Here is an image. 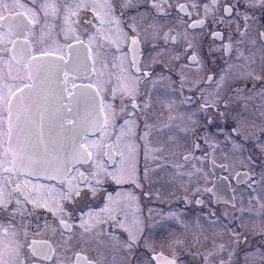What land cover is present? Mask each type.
I'll use <instances>...</instances> for the list:
<instances>
[{"label": "snow or ice", "instance_id": "1", "mask_svg": "<svg viewBox=\"0 0 264 264\" xmlns=\"http://www.w3.org/2000/svg\"><path fill=\"white\" fill-rule=\"evenodd\" d=\"M241 2H177L175 11L186 25L177 31L164 30L155 22L141 27L149 17L154 21L157 15H168L172 0H0V264H32L37 259L48 264H106L102 246L120 253L119 264H182L181 254L194 245L174 238L158 250L144 235L139 216L129 225V212L139 211V196L123 186L143 191L147 184L149 190L143 195L160 198L159 190L151 191L157 169L165 174L173 169V181L185 175L203 176V168L196 163L188 172L182 169L190 162L210 159L208 153L203 157L194 153L202 143L215 147V135L209 129L215 125L223 133L221 121L225 126L231 122L226 139L235 137L234 148L242 150V141L264 137V0H243V11ZM142 4L147 5L143 12ZM130 9L135 14L126 20ZM193 13L200 18L192 20ZM197 30L210 38L207 58L198 54ZM142 35L162 41L160 47L153 45L156 55H149L147 62L141 59ZM181 41L186 44L183 52L173 51ZM218 54L227 57L223 68L209 70L204 78L212 91L200 87L197 97L184 96L185 83L192 91L196 81H189L183 68L204 71L208 60L215 63ZM182 57L177 89L164 73L172 71L170 65ZM156 65L161 71L153 79ZM85 79L88 83H78ZM165 81L173 93L184 96L181 104L196 106L195 111L181 115V124L161 120L163 111L154 115L148 86L156 88ZM158 102L161 109L169 110L167 121L175 120L174 102ZM139 120H143V131L135 139L145 142L142 174L132 139L133 130L141 127ZM174 128L185 133V139L196 137L186 155L177 151L186 144H181ZM152 136L158 138L155 145ZM257 146L264 154V145ZM149 156L154 167L148 163ZM248 160L253 162L251 156ZM33 177L56 183H34ZM236 177H244L241 182H247L253 193L255 185L264 184V173L256 177L237 172ZM113 184L121 190L108 191L106 185ZM211 191L194 189L197 195ZM93 201L102 206L94 208ZM258 206L264 235V203L258 201ZM116 228L127 234L125 239L113 231ZM249 228L255 231L256 224L241 223L242 230ZM30 231L50 234V240L30 239ZM241 234L228 229L234 245ZM199 243L197 239L195 244ZM213 243L214 250L207 255L187 254L200 255L202 264H208L216 248L226 249L223 243ZM141 248L144 254L138 251ZM231 256L230 251L229 261ZM245 260L247 264L248 257ZM112 261H117L115 255Z\"/></svg>", "mask_w": 264, "mask_h": 264}, {"label": "flooded vegetation", "instance_id": "2", "mask_svg": "<svg viewBox=\"0 0 264 264\" xmlns=\"http://www.w3.org/2000/svg\"><path fill=\"white\" fill-rule=\"evenodd\" d=\"M177 2L184 3L186 0H172L173 8L167 10L169 13L168 15H157L154 21L151 17H149L148 20L141 25V27H145L147 23L155 22L164 30H167L168 28H176L177 31H183L186 25L180 23L182 14H178L175 11V4ZM117 3H119V0H117ZM145 8H147V5L142 4L140 11L143 12ZM240 10H244L243 0L241 2ZM135 11V9L127 10L125 12V19L127 20L130 15H134ZM256 15L257 17L260 16L259 10H257ZM199 18L200 17L196 16L195 13H193L191 17L192 20H197ZM183 19L187 20L188 18L183 17ZM137 22H140L139 17H137ZM241 28H243V24H241ZM194 34L197 36V39L200 42L198 53L199 56L202 58H207L206 54L208 52L210 38L206 34L201 36L199 30H197ZM141 39L143 51V56L141 59L147 62L149 55H156V53L153 51V45L155 44L157 47H160L162 45V41L153 40L151 37L145 38L143 35ZM185 46V42L181 41L179 47L173 49V51L183 52ZM212 46L217 47L218 42ZM226 58L227 57H223L218 54L215 58V63H212L211 60H208L207 67L204 71H198L193 66L184 67L183 71L187 79L189 81H196V85L192 91L188 90V85L185 83L184 96L191 95L193 97H197L199 93L196 91V88L200 87L206 88L207 91H212V88H207L205 85L204 78L209 74V70L212 72H218V70L222 69L223 61ZM183 63L184 59L182 57L180 62L170 65V68L173 69L172 71L166 70L164 73L165 75H170L171 79L176 82L174 87L177 89H179L181 83L179 68ZM154 70L157 73V77H153V79H157L161 71V66L156 65ZM78 83H88V81L85 79L83 81H78ZM167 84L168 82L165 81L159 83L156 88H151V85L148 86L152 91L154 115L163 111V116L160 117L161 120L173 125H178L181 124V115H187L191 111H195L196 106L181 104V100H183L184 96H182L179 91L173 93ZM162 100L173 101L176 105V107L171 111V115L176 117L175 120L167 121L169 110L167 108L161 109V105L158 101ZM256 103L259 105L260 102L257 101ZM129 111H131V109H129ZM198 118L201 120L203 119L199 116V114ZM121 122L122 121H118V123ZM138 122L141 127L133 130L132 139L137 150V166L139 172L142 174L143 168L145 167V142L143 140L135 139V137L139 136L143 131V120H139ZM152 122L153 120L149 119V123L151 124ZM257 122H259L258 118ZM219 123L225 127L223 133L218 132L215 125L211 126L209 129L215 135V140L217 141L215 147L210 148L209 145L202 143L201 148L196 150L194 153V155L198 157H203L206 153H208L210 159L205 161L190 162L182 169L184 172L192 170V163H196L198 166H201L203 168L204 174L206 175V180L203 186L198 185V183L202 180V177L189 178L187 175H185L173 181V169L171 168L168 169L167 174L160 171L159 169L156 170L159 174L154 177L155 183L151 186V191L156 192L159 190L160 198L155 195L151 197L143 195V191L149 190V186L147 184H145L143 191L140 189H135L132 185L126 184L123 186L124 189L133 190L139 196V211H136L135 208H133L129 212L128 223L130 225L131 222L137 216H139L143 221L141 227L143 228L144 235L151 238L158 250H160L161 245H166L169 240L174 238L186 240L190 245H194L190 248H186L181 254L180 259L184 264H202V256H193L187 254L189 251H191L192 253H202L205 255L204 249H201L202 245L200 246L195 244V239L199 237L198 235H201L199 231L201 233H205L202 237L204 239L202 244H206L210 247V249H207L206 255L209 251L214 250L213 242H215V245H219L221 243L226 245V249L223 252H220L218 248L215 249V254L209 256L208 258V264H219L221 260H224L226 264H245L246 257H248L247 264H264V259H261V254H264V235L260 234L259 229V223L261 219L259 213L262 210L256 204L258 201L261 203V201L264 200V184L258 183L255 185L254 187L256 188V191L253 193L252 189L248 187L247 182H241L244 177H236L237 172L254 174L256 177L264 173V154L261 153L260 147L257 146L264 145V137L258 141L247 140L241 142L243 143L242 150H244L247 158L243 151H241L247 160V164L244 163L243 165L235 167L236 164H233L224 158L226 154H219L217 151L222 147L240 150L233 147V144L237 143L235 141V137H233L232 140L226 139V137H228L230 134L228 129L232 126L231 122H229L226 126L222 121ZM173 132L181 141V144H186L185 147H181L177 149V151L180 153V155H186L192 150L191 140L195 139L196 137L187 135L185 139L186 134L180 132L178 128H174ZM200 135H204V133L200 132ZM257 135H259L258 132ZM150 140L152 141L153 145L158 143V138L155 136L150 137ZM249 156H251L253 162H249ZM213 160L215 161L214 164L212 163ZM148 163L150 167H154L151 156L148 158ZM181 163L183 162L181 161ZM32 179L34 183H56L55 181L46 180L42 177H33ZM193 185H195L196 188H209L212 189V191L202 192L201 194L197 195L193 191ZM106 187L108 188V191L121 190L114 184L110 186L106 185ZM237 187L242 188L244 192L239 191ZM185 197H187V199H185ZM197 199L202 200L203 203L197 204ZM254 205L255 207H253ZM92 206L94 208H98L102 206V202L93 201ZM241 208L245 209L246 211L241 213L239 211ZM250 208H252V211H247ZM149 209L152 210L151 214L149 213ZM169 213H173L174 215L170 216ZM212 213H215V216H212ZM16 219L19 220V217H16ZM241 223L249 225H252L253 223L256 224L255 231H253L251 228L248 230H242ZM191 225L194 226L195 230L192 231L189 229ZM228 229L242 232L238 245L232 244L228 235ZM113 231H115V233L120 236L121 240L126 238L127 234L121 229L116 228ZM29 238L36 239L38 241L50 240V234H45L42 232L40 235H32L30 231ZM50 242H52L54 245L58 244V240H52ZM105 243H108L107 238L105 239ZM101 250L104 251L105 255L108 257L106 264H113V255L117 257L115 264H119V252L105 250L103 246L101 247ZM163 250H165L167 254V249L165 248ZM138 251L141 254H144L143 248L139 249ZM230 251L232 252V256L231 260L229 261ZM32 264H48V262L37 259L34 260Z\"/></svg>", "mask_w": 264, "mask_h": 264}, {"label": "rangeland", "instance_id": "3", "mask_svg": "<svg viewBox=\"0 0 264 264\" xmlns=\"http://www.w3.org/2000/svg\"><path fill=\"white\" fill-rule=\"evenodd\" d=\"M216 143H217V141L215 140V144ZM217 151H218L219 154H226V156H224V158L227 159L229 162H232L233 164H236L235 167H237L239 165H243L244 163L247 164V160H246L247 156H246L244 150H242V151H243L244 155L246 156V158L243 156V153H242L241 150H233L231 148L222 147V148L218 149ZM143 171H144V168H143ZM201 177H202V180L198 183L199 186H203V184H204V182L206 180V175L205 174H203V176H201ZM195 188H196V186L193 185V191H194ZM237 189H239V191H241V192H244V190L242 188H238L237 187ZM261 203H264V200L261 201ZM256 204L258 206V202ZM189 229H191L192 231L195 230L193 225H191V227ZM203 231H204V229H203ZM199 233L201 235H198L199 237L196 238L195 241L197 239H199L200 243L197 244V245H200V246L202 245L201 249H204V252H205V255H206V251H207V249H210V247L208 245H206V244H202V241L204 240L202 237L204 236L205 233H201L200 231H199ZM191 242H192V238H191ZM182 264H184V263L182 262Z\"/></svg>", "mask_w": 264, "mask_h": 264}]
</instances>
